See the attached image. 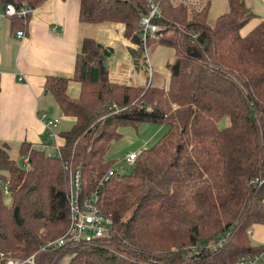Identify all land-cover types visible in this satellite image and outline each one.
<instances>
[{"label":"trees","instance_id":"1","mask_svg":"<svg viewBox=\"0 0 264 264\" xmlns=\"http://www.w3.org/2000/svg\"><path fill=\"white\" fill-rule=\"evenodd\" d=\"M45 1L0 0V8L34 10ZM73 1L80 24L121 25L135 46L133 62L142 58L138 21L146 0ZM154 1L161 17L146 48L173 51L165 88L111 83L104 66L111 50L82 39L71 79L43 83L59 116L71 120L68 129H54L58 149L47 156L20 143L22 169L0 143V264L32 255L34 264H242L264 254L248 236L252 226H264V20L241 35L255 18L243 0H225L211 25L207 4L189 15L182 3ZM11 18L25 29L28 16ZM69 82L77 98L67 95ZM141 124L166 131L136 154L128 172L116 173L108 154L118 130ZM75 170L80 197L96 192L99 213L111 221L108 239L42 250L66 231Z\"/></svg>","mask_w":264,"mask_h":264},{"label":"crops","instance_id":"2","mask_svg":"<svg viewBox=\"0 0 264 264\" xmlns=\"http://www.w3.org/2000/svg\"><path fill=\"white\" fill-rule=\"evenodd\" d=\"M179 2L185 5L182 0L176 3ZM243 2L255 18L240 30L241 35L264 20V0ZM206 4L208 20H214L226 11L225 0H198L195 7L202 8ZM77 18L76 1L46 0L40 7L31 10L25 29H20L11 17L2 15L0 8V143L7 144L9 149H16L20 143L45 148L49 139L39 121L41 113L50 119L59 118L57 126L60 119L71 122L59 116L51 98L43 90V83L48 76L71 79L74 57L82 39L111 50L105 61L107 78L111 83L145 87V67L141 59L133 62L131 51L135 50V46L123 37L122 26L111 23L80 24ZM17 32H22L23 36L17 37ZM146 56L152 70H162V66L166 69L172 61L173 51L153 43L146 48ZM165 71L167 84L168 73ZM69 83L67 95L72 98L77 92L73 89L74 96L71 92L68 94ZM54 143L59 146L57 136ZM248 236L253 245H264V226H252ZM258 259L264 264V254L242 264H255Z\"/></svg>","mask_w":264,"mask_h":264},{"label":"built area","instance_id":"3","mask_svg":"<svg viewBox=\"0 0 264 264\" xmlns=\"http://www.w3.org/2000/svg\"><path fill=\"white\" fill-rule=\"evenodd\" d=\"M146 8V15L142 16L138 21V40L141 43L142 51L141 60L145 67L146 74L145 86L149 85L152 76V69L146 56V40L154 38V34L158 31V27L153 21L161 17L160 8L154 0H146ZM30 12L31 10L27 7L15 9L12 5H5L4 9H2V15L6 17L23 18L28 16ZM16 36L21 38L23 33L17 32ZM39 121L48 133L47 137L50 140L51 147L57 150L58 146L54 143L56 139L54 129L59 122V118L50 119L44 113H41L39 115ZM135 157V153H129L123 158V161L125 164H130ZM111 174L112 171L108 170L106 175L100 180V183L105 181ZM5 191L6 188L4 187V192ZM96 202V192H93L89 197L84 199L80 197V173L79 170L73 171L69 178V220L66 231L56 240L47 243L42 250L73 246L91 240H107L111 221L99 213ZM1 261L2 264H34L33 255L23 260L2 258Z\"/></svg>","mask_w":264,"mask_h":264},{"label":"rangeland","instance_id":"4","mask_svg":"<svg viewBox=\"0 0 264 264\" xmlns=\"http://www.w3.org/2000/svg\"><path fill=\"white\" fill-rule=\"evenodd\" d=\"M173 4H177L178 0H170ZM183 3L187 6L188 14L191 15L197 10H199L200 7H195L197 4V1H184ZM182 3V2H179ZM208 24L211 25L213 23V20H207ZM166 69L163 68L162 70H152V76L151 79L152 83L151 86L164 88L166 87ZM165 71V72H164ZM151 82V81H150ZM149 82V84H150ZM144 84H146V80L144 81ZM72 89V91H71ZM73 89L77 92V95H73ZM72 93L71 96H74L72 98H77L78 96V86L74 82L69 83V90L68 94ZM57 116V114H56ZM225 123V121H221L219 123V127H222ZM71 123L66 120L60 119V123L57 126V131H63L70 127ZM166 131L165 126H156V125H148V124H141L137 128L132 127H124L120 128L118 130L119 134L121 135L120 139L116 142H114L111 145V150H109L108 158L110 161H112V167L111 170L115 171L116 173H124L129 171V165L125 164L123 161V158L129 154V153H135L137 154L141 150L150 148ZM47 144V141L45 142ZM43 152L47 156H51L54 154V150L51 148H43ZM9 158L16 164V166L25 169L26 165L24 161L18 156L17 148H10L8 152ZM1 185V183H0ZM2 202L6 207H9L11 204L10 197L6 194L2 197ZM263 262L261 259H258L255 264H262ZM61 264H66V259L61 262Z\"/></svg>","mask_w":264,"mask_h":264},{"label":"water","instance_id":"5","mask_svg":"<svg viewBox=\"0 0 264 264\" xmlns=\"http://www.w3.org/2000/svg\"><path fill=\"white\" fill-rule=\"evenodd\" d=\"M105 66V65H104Z\"/></svg>","mask_w":264,"mask_h":264}]
</instances>
